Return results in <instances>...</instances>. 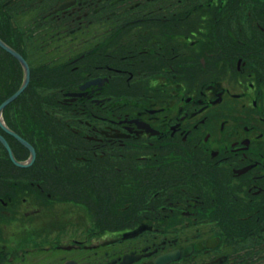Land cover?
<instances>
[{"label":"flooded vegetation","instance_id":"obj_1","mask_svg":"<svg viewBox=\"0 0 264 264\" xmlns=\"http://www.w3.org/2000/svg\"><path fill=\"white\" fill-rule=\"evenodd\" d=\"M0 40V264H264V0H0Z\"/></svg>","mask_w":264,"mask_h":264},{"label":"rangeland","instance_id":"obj_2","mask_svg":"<svg viewBox=\"0 0 264 264\" xmlns=\"http://www.w3.org/2000/svg\"><path fill=\"white\" fill-rule=\"evenodd\" d=\"M237 11L245 12V10L240 11L239 8L237 9ZM236 19H233L232 21L233 28H237V27L243 28L244 26H249L248 19L246 23H245V18L239 19L238 23H236ZM258 24H260V22H258L257 25ZM219 27H222V25L216 26V28H219ZM251 64L254 67L263 66L262 64H264V51L259 56L258 61L252 60ZM119 192L123 198H126L128 196V193H124L123 191H120V190ZM68 196L61 195L60 196L62 197L61 201L59 202L54 201V202H51L50 204L47 203L42 206V209H41L42 214L40 216H41L43 232H44L43 237L52 238L55 235V236H60L62 239H66V237L69 238L70 236H73L74 234L81 233L80 230L84 229L85 227L84 226L85 219H84V213H83L84 211H82L81 209H77V207H75V205L73 204L72 205L69 204L70 202L67 201ZM103 196L105 197V200H107L108 198L107 192H103ZM107 217L109 216L107 215ZM29 222L35 223L34 220L28 221V223ZM55 226H57L58 228Z\"/></svg>","mask_w":264,"mask_h":264},{"label":"water","instance_id":"obj_3","mask_svg":"<svg viewBox=\"0 0 264 264\" xmlns=\"http://www.w3.org/2000/svg\"><path fill=\"white\" fill-rule=\"evenodd\" d=\"M0 46L3 48V49H6L7 51H9L10 53L12 52L13 54H15L11 49H9L6 45H4L3 44V42L0 40ZM16 55V54H15ZM17 56V55H16ZM25 85H23V87H24ZM23 87L19 90V91H17L18 93L17 94H19L22 90H23ZM16 94V95H17ZM15 95V96H16ZM13 99V98H12ZM5 104H2V106L0 107V109H2L3 108V106H4ZM13 136H16V135H13ZM17 137V139L19 140V142L23 145V146H25V147H28V149L30 150V153H31V159H30V161L26 164V165H24V164H20V163H17V162H15L14 161V163L15 164H18L19 166H21V167H26L27 165H29V164H31V162L34 160V151H33V149H32V147L31 146H29L28 144H27V142L25 143L19 136H16ZM0 142L3 144V146H5L7 149H8V152H9V155H10V157H11V152H10V149H9V147H7V144H6V142H5V140L2 138V137H0ZM12 160H13V158H12Z\"/></svg>","mask_w":264,"mask_h":264}]
</instances>
